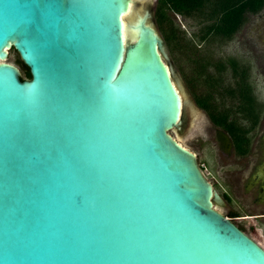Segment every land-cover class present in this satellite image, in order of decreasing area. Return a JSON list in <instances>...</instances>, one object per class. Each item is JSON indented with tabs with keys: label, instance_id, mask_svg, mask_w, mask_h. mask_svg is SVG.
Returning a JSON list of instances; mask_svg holds the SVG:
<instances>
[{
	"label": "water",
	"instance_id": "1",
	"mask_svg": "<svg viewBox=\"0 0 264 264\" xmlns=\"http://www.w3.org/2000/svg\"><path fill=\"white\" fill-rule=\"evenodd\" d=\"M128 1L0 0V264H264L169 132L181 87L150 12L123 40Z\"/></svg>",
	"mask_w": 264,
	"mask_h": 264
},
{
	"label": "rangeland",
	"instance_id": "2",
	"mask_svg": "<svg viewBox=\"0 0 264 264\" xmlns=\"http://www.w3.org/2000/svg\"><path fill=\"white\" fill-rule=\"evenodd\" d=\"M156 1L135 0L134 3L142 12L151 13L147 19L153 21L158 34L163 39L153 14ZM173 17L188 35L196 31L198 33L201 27L192 17L181 14H173ZM179 36L180 38H176L178 46L174 49L169 48L162 40L164 59L171 64L173 76L186 95L182 117L169 129V132L195 153L202 172L221 196L222 201L220 203L215 201V207L223 214H228L229 218L264 247V218L251 217L263 211L261 205L256 202L261 200L259 190L256 191V186L248 187L251 157L235 155L229 151L230 149H226L227 146L220 145L217 138L219 127L211 122L206 110L199 106L195 99V96L204 91L206 86L201 75L194 81L191 80L193 76L191 59L195 58L198 61L208 59L207 70L215 74L218 68L213 64L214 62L223 61L228 56L235 57L248 67L249 80L257 98L262 102L261 117L255 135L264 129V6L255 13H248L246 21L230 38L209 35L201 39L199 35H195L193 44L196 43V49L191 51L185 48L184 40L181 35ZM7 51L5 60L13 62L16 51L12 46ZM222 73L228 82L231 79L229 68L226 67ZM253 144L255 145L254 142ZM231 211L236 215H229Z\"/></svg>",
	"mask_w": 264,
	"mask_h": 264
},
{
	"label": "trees",
	"instance_id": "3",
	"mask_svg": "<svg viewBox=\"0 0 264 264\" xmlns=\"http://www.w3.org/2000/svg\"><path fill=\"white\" fill-rule=\"evenodd\" d=\"M263 6L264 0H157L153 14L169 48L178 46L176 38L181 35L185 48L193 51L196 49L193 36L199 35L201 39L209 35L230 38L246 21L248 13H255ZM173 14L194 18L201 26L198 33L196 31L190 35L186 34L175 21ZM14 50L16 56L13 63L20 68V78H30L28 66L17 50ZM191 61V80L194 81L201 75L206 86L195 99L198 105L206 110L211 122L219 127L217 138L220 145L232 146L237 154L246 153L259 124L262 109V102L257 98L249 80L248 67L235 57L228 56L223 61L213 63L218 68L214 74L207 70L206 61H198L195 58ZM226 67L231 73L228 82L222 73ZM230 213L229 215H236L233 211Z\"/></svg>",
	"mask_w": 264,
	"mask_h": 264
},
{
	"label": "flooded vegetation",
	"instance_id": "4",
	"mask_svg": "<svg viewBox=\"0 0 264 264\" xmlns=\"http://www.w3.org/2000/svg\"><path fill=\"white\" fill-rule=\"evenodd\" d=\"M253 137H255V140H253ZM253 142L255 143V145L253 144ZM226 149H230L229 150L230 152H232L235 155H239L241 157H246V158L251 157L250 158L251 160L249 161V167L251 169L249 171L250 173L248 174V176H249L248 177V179H249V181H248L249 186L248 187H251V186L255 187L256 186V191L259 190L261 200H256V202L259 205H261V207L263 208L262 209L263 211L261 214H253L251 217L264 218V129H261L259 131V133H257L256 135H255V133H253L252 138H251V145H250V147L246 153L237 154L232 146H227ZM258 180H259V182L257 183ZM239 227L241 229H243L241 226H239ZM247 234H249V233H247Z\"/></svg>",
	"mask_w": 264,
	"mask_h": 264
},
{
	"label": "bare ground",
	"instance_id": "5",
	"mask_svg": "<svg viewBox=\"0 0 264 264\" xmlns=\"http://www.w3.org/2000/svg\"><path fill=\"white\" fill-rule=\"evenodd\" d=\"M121 20H122L123 40L127 41L128 39L136 38L138 32L140 31V29L142 27L141 23L142 24L146 23V21H145L146 16H144V15L142 16L139 9L136 8L133 0H129L125 11H122ZM173 85H174L176 93L178 95L180 105L186 104V95L184 94L183 90L181 89L182 94H180V91L178 90V88L176 87V84L174 82H173ZM183 99H184V103H183ZM185 108H187V107H185Z\"/></svg>",
	"mask_w": 264,
	"mask_h": 264
}]
</instances>
